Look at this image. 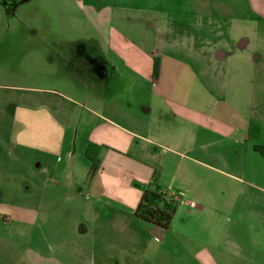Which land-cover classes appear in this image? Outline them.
<instances>
[{"label":"crops","instance_id":"obj_1","mask_svg":"<svg viewBox=\"0 0 264 264\" xmlns=\"http://www.w3.org/2000/svg\"><path fill=\"white\" fill-rule=\"evenodd\" d=\"M75 4L94 35L76 38L77 45L67 38L66 51L52 49L46 57L51 64L62 58L63 72L48 74L45 99L27 97L15 114L17 145L46 156L34 166L45 190L30 204L9 202L1 191L3 231L30 226L26 264H180L179 257L151 256L148 237L158 227L135 214L143 191L158 185L174 198L181 191L205 200L212 183L195 179L198 166L236 181L230 170L256 174L258 164L246 159L247 150L264 158V84H256L257 69H246L243 53L222 41V27L211 21V32L199 33L198 25L213 20L205 15L215 9L212 0ZM89 142L101 146L92 176ZM203 157L220 158V167ZM62 198L78 203L59 208ZM14 246H1L11 264L19 260Z\"/></svg>","mask_w":264,"mask_h":264},{"label":"rangeland","instance_id":"obj_2","mask_svg":"<svg viewBox=\"0 0 264 264\" xmlns=\"http://www.w3.org/2000/svg\"><path fill=\"white\" fill-rule=\"evenodd\" d=\"M212 1L215 9L205 15L214 21L208 19L198 25L199 33L211 32V21L215 28L222 27V41L232 51L243 53L246 69L252 66L257 69L256 84H264V0ZM93 35L87 16L76 6L75 0H16L12 5L0 0V192L4 193L5 200L17 204L19 197L23 204L37 203L45 190L40 184V177L44 176L34 166L46 156L20 147L15 141L20 127L15 120L17 107L26 103L27 97L45 99L49 94L42 87L50 85L46 80L48 74L63 72L62 58L51 64L46 57L52 49L66 51L69 49L67 38L88 39ZM244 37L249 39L248 44L240 48ZM77 43L76 39L72 44ZM59 87L69 94L72 92L62 83ZM178 129H181L179 125ZM223 156L234 157L227 153ZM249 158L258 164L256 174L252 169L244 173L230 170L241 178L238 181L215 169L198 166L195 179L212 183V197L204 200L178 191L177 210L170 226L158 227L148 237L151 256L158 254L159 257L163 253L167 259L179 257L180 264H264V158L251 155L247 150L246 160ZM203 159L215 166L221 165L220 158ZM47 160L55 162L50 157ZM250 180H256L261 188L251 185ZM229 181L234 184L230 189L223 184ZM61 200L57 202L59 208L64 204V208L71 209L78 203ZM53 222H59L60 226L62 219L55 217ZM3 228L0 223V264H11L14 260L2 251L3 245H16L19 259L16 264H26L22 255L29 246L30 226L16 224L10 235H6ZM31 228L33 234L39 236L38 229ZM48 237L53 241L52 235ZM160 243L166 247L159 252Z\"/></svg>","mask_w":264,"mask_h":264},{"label":"trees","instance_id":"obj_3","mask_svg":"<svg viewBox=\"0 0 264 264\" xmlns=\"http://www.w3.org/2000/svg\"><path fill=\"white\" fill-rule=\"evenodd\" d=\"M158 70L159 64L155 60L154 76L158 75ZM100 149V145L92 142L87 145L85 154L91 162L90 176L96 173L101 166ZM176 210L177 201L167 190L158 185H149L143 191L135 214L139 219L156 227L168 228Z\"/></svg>","mask_w":264,"mask_h":264},{"label":"flooded vegetation","instance_id":"obj_4","mask_svg":"<svg viewBox=\"0 0 264 264\" xmlns=\"http://www.w3.org/2000/svg\"><path fill=\"white\" fill-rule=\"evenodd\" d=\"M6 4L12 5L16 0H4ZM12 3V4H11Z\"/></svg>","mask_w":264,"mask_h":264},{"label":"built area","instance_id":"obj_5","mask_svg":"<svg viewBox=\"0 0 264 264\" xmlns=\"http://www.w3.org/2000/svg\"><path fill=\"white\" fill-rule=\"evenodd\" d=\"M191 205H194V202H191Z\"/></svg>","mask_w":264,"mask_h":264}]
</instances>
